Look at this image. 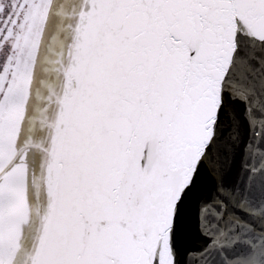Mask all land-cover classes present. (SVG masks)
<instances>
[{
  "label": "water",
  "instance_id": "water-1",
  "mask_svg": "<svg viewBox=\"0 0 264 264\" xmlns=\"http://www.w3.org/2000/svg\"><path fill=\"white\" fill-rule=\"evenodd\" d=\"M55 97L25 264H264V0H82Z\"/></svg>",
  "mask_w": 264,
  "mask_h": 264
},
{
  "label": "flooded vegetation",
  "instance_id": "flooded-vegetation-1",
  "mask_svg": "<svg viewBox=\"0 0 264 264\" xmlns=\"http://www.w3.org/2000/svg\"><path fill=\"white\" fill-rule=\"evenodd\" d=\"M81 2L0 0V183L24 171L39 179Z\"/></svg>",
  "mask_w": 264,
  "mask_h": 264
},
{
  "label": "rangeland",
  "instance_id": "rangeland-1",
  "mask_svg": "<svg viewBox=\"0 0 264 264\" xmlns=\"http://www.w3.org/2000/svg\"><path fill=\"white\" fill-rule=\"evenodd\" d=\"M50 66L44 71L46 77ZM27 176L26 171L12 173L0 183V264H25L30 238L37 234L35 199L39 202L40 183Z\"/></svg>",
  "mask_w": 264,
  "mask_h": 264
},
{
  "label": "bare ground",
  "instance_id": "bare-ground-1",
  "mask_svg": "<svg viewBox=\"0 0 264 264\" xmlns=\"http://www.w3.org/2000/svg\"><path fill=\"white\" fill-rule=\"evenodd\" d=\"M39 182H41L40 178H39ZM40 188H41V183H40ZM42 192V191H41ZM40 205H41V197H40Z\"/></svg>",
  "mask_w": 264,
  "mask_h": 264
}]
</instances>
